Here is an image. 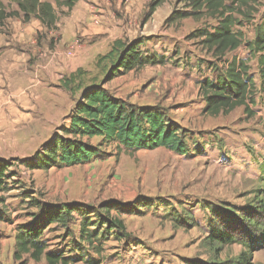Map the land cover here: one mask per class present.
I'll list each match as a JSON object with an SVG mask.
<instances>
[{
  "label": "rangeland",
  "instance_id": "obj_1",
  "mask_svg": "<svg viewBox=\"0 0 264 264\" xmlns=\"http://www.w3.org/2000/svg\"><path fill=\"white\" fill-rule=\"evenodd\" d=\"M2 1L8 11L16 9L8 0ZM152 1L79 0V6L91 3V16L96 15L91 18V41L83 36L89 23L80 32L77 24L71 31L75 13L67 9L64 13L54 3L58 29L45 28L35 42L6 47V42H12L9 20L1 28L0 159L13 164L10 171L15 176L0 206L5 213L0 222V264H48L45 258L40 262L14 259L16 234L35 221L39 210L32 204L37 202L125 206L148 199L161 205L144 214L123 216L128 238L110 237L100 255L77 245L79 217L69 227L73 234L52 226L43 234L46 252H62L73 261L70 264H211L236 261L249 252L239 244L227 245L218 253L208 247L211 213L207 207L244 209L257 191L264 190L260 169L264 162V94L260 92L258 57L250 55L244 45L222 59L213 57L197 37L200 31H212L215 20L204 14L197 19L180 18L193 11L183 0H166L151 16ZM253 1L250 22L235 28L245 41L253 39L254 28L264 16V0ZM117 40L125 44L143 41V53L161 56L163 64L120 76L105 88L129 104L166 109L171 121L189 132L194 151L186 156L166 149L117 151L94 139L91 143L100 152L86 164L48 171H29L20 165L63 135L61 129L69 126L83 93L77 88L79 79L72 85L74 93L63 86L79 70L86 72L83 87L91 86L94 78L98 83L104 80L96 60ZM234 58L250 69V112L240 107L216 117L205 115L201 84L218 78ZM172 209L182 217V211L191 214L194 226L177 229L171 220ZM250 255L251 264H264V245Z\"/></svg>",
  "mask_w": 264,
  "mask_h": 264
},
{
  "label": "trees",
  "instance_id": "obj_2",
  "mask_svg": "<svg viewBox=\"0 0 264 264\" xmlns=\"http://www.w3.org/2000/svg\"><path fill=\"white\" fill-rule=\"evenodd\" d=\"M17 10H7L0 0V33L10 19H21L29 23L32 18L38 19L48 30H56L59 17L56 9L72 11L79 0H8ZM193 11L185 12L180 17L199 18L204 14L217 22L212 31L204 30L197 38L213 57L222 59L226 54L237 51L243 45L258 62L260 92L264 94V16L254 28V37L245 41L244 34L236 32V27L249 23L253 15V0H183ZM166 0H153L150 4L151 16ZM65 8V9H64ZM67 9V10H66ZM144 43L135 40L127 44L120 40L113 43L110 51L100 55L96 67L104 76L100 83L83 87L86 72L77 71L65 83L63 88L74 93L72 85L79 79L78 91L83 90L81 100L76 104L70 124L62 127V136L57 135L49 144L36 152L32 159H25L20 165L29 171H48L51 169L72 168L95 159L100 152L99 146L91 141L101 139L107 146L113 145L117 151H153L166 149L178 155L186 156L193 152L188 131L173 123L166 109L159 106H137L118 99L105 86L120 76L133 71L163 64L157 54L145 55ZM249 66L236 58L227 62L224 72L214 80H205L200 92L205 102L204 114L213 117L228 114L237 108L244 107L248 112L247 102L250 99L251 81ZM82 83V84H81ZM253 103L254 100L251 99ZM10 162L0 159V206H4V194L9 191L11 173ZM260 169L264 178V162ZM264 182V179H263ZM264 190L257 191L250 206L236 209L231 206L207 207L211 213L209 235L206 238L208 247L215 253L227 245L239 244L249 252H244L236 261L211 264H251L250 252L261 249L264 245ZM148 199H137L130 205L122 206L116 202H105L98 206L84 204L42 205L39 202L32 207L39 210L35 221L30 226H22L16 234L14 259L30 258L40 262L45 258L48 264H70L71 259L62 252L47 253V244L43 234L52 226L60 227L68 234L69 227L79 217L77 245L91 248L97 255L102 253L103 243L110 237L117 240L128 238L127 227L123 216L144 214L145 211L159 207ZM183 217L175 209L170 216L175 227H191L195 220L191 214L182 211ZM5 213L0 209V222ZM194 226V225H193ZM77 260V259H76ZM79 260V259H78ZM75 262V261H74Z\"/></svg>",
  "mask_w": 264,
  "mask_h": 264
},
{
  "label": "crops",
  "instance_id": "obj_3",
  "mask_svg": "<svg viewBox=\"0 0 264 264\" xmlns=\"http://www.w3.org/2000/svg\"><path fill=\"white\" fill-rule=\"evenodd\" d=\"M79 3V2H78ZM73 8V17L71 20V31L73 28L78 25V31H81V28H85L86 23L88 24V28L83 30V36H85L86 40L91 41V18L95 17V13L91 16V3H84L81 6L79 4ZM16 8V7H15ZM75 9V10H74ZM17 10V8L15 9ZM8 26L11 35L12 42H6V47L13 46H25L29 41H36V37L39 33H42L45 30V26L36 18H32L29 23H23L21 19H10L8 21ZM56 30L58 29V23L56 26ZM50 30V31H56ZM68 32V30L66 29ZM63 34V33H61ZM12 43V45H10Z\"/></svg>",
  "mask_w": 264,
  "mask_h": 264
}]
</instances>
